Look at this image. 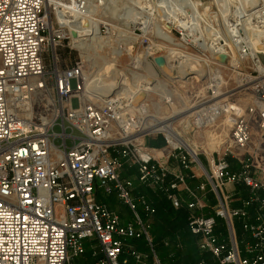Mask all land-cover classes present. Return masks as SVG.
Listing matches in <instances>:
<instances>
[{"label":"built area","instance_id":"2783aa9c","mask_svg":"<svg viewBox=\"0 0 264 264\" xmlns=\"http://www.w3.org/2000/svg\"><path fill=\"white\" fill-rule=\"evenodd\" d=\"M255 22L264 25V9ZM72 31L58 13L54 22L46 0H0V264H72L85 256L87 240L96 242L90 264H130L129 255L142 262L147 254L128 244L134 238L146 241L152 264H176L160 258L142 217L143 212L153 215L155 207L144 195H135L133 182L122 176L126 165L135 168L140 184L166 196L175 208L188 209V229L198 237L199 249L214 259L197 264H264L261 72L254 65L243 68L241 83H248L253 93L246 108L225 96L207 101L225 88L210 78L207 103L185 114L183 125L197 131L223 121L231 129L234 148L244 152L240 156L228 148L239 169L225 151L212 157L206 170L182 134L143 129L150 98L134 103L117 91L109 97L88 92L86 79L93 71L87 61L67 58L77 50ZM249 43H240L244 54ZM58 46L69 50L67 57L59 55ZM150 56L156 66L157 55ZM213 59L212 66L221 70V62ZM130 63L128 76L123 75L127 83L139 70L136 62ZM122 77L117 81L121 86L126 83ZM150 92L163 98L160 104L171 105L175 98L169 90ZM74 98L78 106H73ZM254 125L261 132L260 143L253 140ZM153 132L165 136L166 146L147 145L145 138ZM186 172L205 180L193 189ZM235 187H243L244 193ZM96 188L116 192L132 219L125 221L98 202ZM208 192L217 200L213 207L207 203ZM207 207L213 212H197Z\"/></svg>","mask_w":264,"mask_h":264},{"label":"rangeland","instance_id":"374dc122","mask_svg":"<svg viewBox=\"0 0 264 264\" xmlns=\"http://www.w3.org/2000/svg\"><path fill=\"white\" fill-rule=\"evenodd\" d=\"M88 1L89 2H87L86 10L84 11L86 14L84 17L86 18L84 22L86 23V25L91 26V18L97 21V24H99L100 26V34L103 36L104 42L107 45L102 44V42H95L88 49V53L86 56L82 55L79 50H72V53L69 55V57H67L69 54V50L64 46H58L57 50L59 55H63L64 58L67 57L71 60H74L75 58L78 59V57H83V59L87 61L89 70H92L94 72L100 69V67L104 63V60L115 57L113 56L115 55L114 53H116L114 52V50H125L122 53V56L118 57L117 59L120 67L122 69H126L127 65L132 61L131 57L133 58V56H137L138 54L144 52L143 48L145 47V45L149 44V48L151 49L150 51L155 55L167 53L169 51V48L173 46L174 48L185 50L188 53L190 51V53H192V55L197 58V62L202 66V69L208 70V73H210V69H212V71L216 69L208 61V59H210V52L207 48H205V46L207 44H216L217 41H221L222 43H224L226 38L229 39V42H231L229 34H227V31H225V26L227 24L226 20H229L230 22H232V20L234 21L235 19H237L236 17L241 9H243L245 6H252V3L254 2V0H250V2L249 0H192L199 4L193 5L190 0H143L142 2H137L138 0ZM65 4L71 6L72 9L73 5L70 0H53V2L49 6H47V11L51 13L54 22L56 21L57 13L58 15H60V11L63 10V5ZM196 6L198 7L196 8ZM224 9L228 10V13L226 15H224L223 13ZM241 26L242 25H239V27ZM165 33L170 35L168 38H166V40L163 39V35ZM251 33L252 30L247 29L246 27V29H244V34H246V36L241 33L242 37L239 38H242L244 40L249 39V34ZM253 36H255V34H253ZM63 44L65 45L67 43L65 42ZM127 48H130V50H126ZM235 53L237 54L236 51ZM246 53L248 56H251V49L247 48ZM258 55L262 63L264 64V50H259ZM148 58L152 61L151 56H149ZM248 65H253L250 59H245V63L231 65L228 68L222 67V69L220 70L221 74L218 73V75H222L226 79L227 83L225 84L224 88V90L226 91H222L224 92V94L220 97H228L232 93L238 91V89H235L237 86L238 76L242 72H244L243 68L247 67ZM156 69L158 68L156 67ZM174 72L175 74H177L176 71ZM229 73H231V77H228ZM160 75L161 77H163L162 73H160ZM190 76H194V74H190L189 77ZM163 78H165V76ZM206 79L207 76L204 75L200 79L191 78L189 82L184 85H181L179 83L172 84V88L176 93L174 94V100L171 102L177 104L179 109L182 110L181 112L185 111V113L203 106L209 94L207 92V82L205 81ZM260 79H264V77L262 76L260 77ZM126 86L129 87L131 86V84L129 83ZM150 96L154 101L161 103L158 95H156L155 93H150ZM252 97L253 93L249 89L236 93L234 96L230 97L229 100L241 104L244 108H246L250 103ZM199 103L201 105H198ZM72 104L73 106H78V99L74 98L72 100ZM161 105H165L162 108V112L166 113L164 116H169L170 114H172L173 108L170 104L167 103ZM190 105H194V107L189 110L186 109ZM159 116L163 115L159 114ZM175 127L176 132L182 134L183 137L195 149L198 154L197 157L199 158L201 163H203L206 170L210 169L209 161L212 159V157H217L218 153L220 155H226L228 153L227 157L239 165L238 160L232 158V155L228 152L229 146L237 154L238 149H235L232 143L231 129L229 127H226V124H223V121H221V123L215 127L207 128L202 131L188 129L183 125V123L177 124ZM226 128L228 129V131ZM252 133L253 140L257 143H260L261 132L256 125L253 126ZM160 137H162L165 141L163 146L152 147L161 148L166 146L167 144L165 136L161 133L153 132L145 138V141L147 143V140L149 138H159L160 140H162ZM56 143L58 144L59 142L57 141ZM225 151H227V153ZM243 154L244 152L241 151V154L238 155L241 156ZM196 165L197 161L192 162L193 167H195ZM197 170L199 173L201 171L205 173L204 169L200 170L197 167ZM122 176L126 180H130L133 182V189H136L135 192L142 189V187H140L138 174L135 168L126 165L122 169ZM202 177H204V175H202ZM146 188L149 191H153L151 187ZM226 190L229 191L230 189L226 188ZM139 195H144L149 200L146 194ZM98 200L107 203L110 208L120 214L125 221H128L132 218L128 206L124 204V202L118 197L116 192L107 193L104 189L100 188L98 192ZM216 202V198L212 197L209 204L213 207L215 206ZM217 220L219 223L223 222V219L219 217L217 218ZM154 221V226L156 228L157 225L160 226V231H158L157 235H161L162 239L164 236H169L168 233L170 232V229L166 225V220H158V218H155ZM167 241L169 242L165 244L163 241L162 245L164 248H162V250L173 251L172 247L174 242H172L171 239H168ZM181 245L182 243L180 244V246ZM176 246L179 247L177 243ZM86 247L87 253L88 255H90L92 252V247L89 242H87ZM182 247V264H186L190 261H187L188 257L186 254L187 250L185 246ZM148 252L149 251L147 248L143 249L141 253L147 254V256H142V262H137L135 260V264H152ZM83 260H85L83 259V257L74 258L72 260V264H84Z\"/></svg>","mask_w":264,"mask_h":264},{"label":"bare ground","instance_id":"6f19581e","mask_svg":"<svg viewBox=\"0 0 264 264\" xmlns=\"http://www.w3.org/2000/svg\"><path fill=\"white\" fill-rule=\"evenodd\" d=\"M70 1L73 5L72 9L71 6L65 4L63 5L64 6L63 10L60 11V15L58 16L60 19L63 18L66 21V26L70 30L77 31L78 33L77 43H75L74 46L77 48V50L80 51L82 55L86 56L88 53V49L93 45V43L95 42L96 43L102 42V44H106V43L104 42L103 36L100 34L101 33L99 28L100 26L99 24H97L98 23L97 21L91 18L90 19V21L92 22L91 26L86 25V23L84 22V20L86 19L84 18L86 15L84 11L86 10L87 6L86 7L83 6L84 8L81 7L82 0H70ZM142 1L143 0H138L137 2H142ZM52 2L53 0H46V5L49 6ZM84 2L85 4H87V2L89 1L84 0ZM190 2L193 5H199L197 2H194L192 0H190ZM197 7L198 6H196V8ZM263 9H264V0H254L252 6L249 7L245 6L243 9H241L238 12V15L236 17L237 19H235L234 21L232 20V22L226 20L227 24L225 26V31H227V34H229L232 43L229 42L228 41L229 39L226 38L224 43H222L221 41L219 42L217 41V43L213 45L207 44L205 48H207L210 52V59H208L209 63L211 64L216 63V60L215 59L212 60V57L217 58L219 53H225L227 56L224 62L218 63L221 67L224 68H228L231 65L245 63V59H250L253 65L261 72V77L262 76L264 77V64L262 63L258 55L259 50H264V25H259L255 22V17L257 16V14H259V16L262 17ZM227 11H228L227 9H224L223 11L224 15L228 13ZM239 25L242 26L239 27ZM246 27L247 29L252 30V33L249 34V39H247L248 41H250L249 45L251 46L250 47L251 56H248L247 54L243 53L242 45L240 44L244 39L239 38L241 37L239 31L243 30L244 32V29H246ZM253 34H255V36H253ZM169 36L170 35L165 33L163 35V39L166 40V38H168ZM149 47H150L149 44L145 45V47L143 48L144 49L143 53L138 54L137 56H133V58L131 57L132 63L136 62L139 66V70L135 71V73L132 72V74H130L132 75L131 83H130L131 86L129 87L126 86L129 83L125 81V77L123 76V75L128 76V74L126 73L127 68L122 69L118 64L117 58L122 56V53L125 51L123 49L120 51L114 50V52L116 53H114L115 55L113 56L115 57L104 60V63L102 64L100 69L94 71L93 73H90V75L87 76L86 85L89 88V90L100 91L105 94L107 93L108 95L111 93H115L117 91L116 93L124 94L125 97H133L134 103H137L146 97L150 98L152 100L151 109L149 113L150 116L147 117L143 122L142 125L143 129L149 132L156 130H164L166 131V133L178 137L179 134L178 132H176L175 126L177 124L183 123L186 114L185 111L181 112L182 110L179 109L178 105L172 102L171 103V106L173 108L172 114H170L169 116H164L166 113L162 112L163 111L162 108L165 105L162 106L159 102H155L150 96L151 93L150 91H154L155 89H162L165 92L169 90L172 93V95H174L176 92L172 88V84L179 83L181 85H184L188 83L191 78L200 79L204 75L207 76L206 80H209L210 78L216 79L218 85L226 84L227 81L222 75L221 76L218 75V73L221 74L219 69H216L214 71L210 69V73H208V70L202 69V66L197 62L198 61L197 58H195L192 55V53H190V51L188 53L185 50L174 48L173 46L169 48V51L167 53L161 54L166 59V65L163 67V69L158 70L154 66L153 62L148 58L152 54V52L150 51L151 49ZM126 50H130V48H127ZM235 51L237 52V54L235 53ZM174 71H176L177 74H175ZM160 73H162L163 77L165 76V78L161 77ZM190 74H194V76L189 77ZM120 77H122V80L126 82L122 86L121 83H117ZM228 77H231V73L228 74ZM135 78H137L139 82H135ZM238 81L239 84L235 88L238 89V91L232 93L228 97H232L238 92L251 89L248 83L247 84L241 83V74L238 76ZM260 81L264 83V79H261ZM116 85H119L118 90L115 89L116 87H118ZM141 90L142 93L138 94V91ZM223 94L224 92L221 91L218 94L219 96H216L215 98L209 97L207 101H213L214 99L222 96ZM160 99L163 100L161 97ZM192 107H194V105L193 106L190 105L186 109L189 110L192 109ZM207 108L208 105H205L204 108L202 109H207ZM159 114L163 116L157 117V115ZM237 152L238 154H241V151L238 150Z\"/></svg>","mask_w":264,"mask_h":264},{"label":"trees","instance_id":"16d2710c","mask_svg":"<svg viewBox=\"0 0 264 264\" xmlns=\"http://www.w3.org/2000/svg\"><path fill=\"white\" fill-rule=\"evenodd\" d=\"M160 138L162 140H160L159 138H156V139L149 138L147 140V145L159 146V147L163 146L165 141L162 137ZM187 181L190 185V180L188 178H187ZM140 187H142V189L137 190L136 192H135L136 189L134 190L135 194L136 195L146 194L147 197L149 198L150 203L155 207V210H156L153 215H147L145 212H143L142 217H143L144 222L149 226V230L154 237L156 250L159 252V256L162 259V261L165 263L182 264L183 262H182L181 251L183 249L182 246H185L187 250L186 254L188 257L187 261H190V262H187L186 264H197L201 259H204L207 262H214V259L210 255V253L203 252L199 249L198 237L192 234L190 230L188 229V212H189L188 209L185 207L177 209L173 206L171 201L166 198V196L155 191L153 188H152L153 191H149L146 188L147 186L143 187V185L140 184ZM99 189L100 188H96L95 190L97 200H98ZM98 202L105 203L99 200ZM108 207L110 208L109 205ZM110 209L113 210L112 208ZM155 218H158V220L159 219L166 220V225L170 229L169 230L170 232L168 233L169 236H164L162 239L161 235H157L158 231H160L159 230L160 226L157 225V228L154 226ZM168 239H171V241L174 242L173 247H172L173 251H169V250L163 251L162 250V248H164L162 245L163 241L165 244ZM176 243L177 244L182 243V245L177 247ZM128 244L131 245L133 249L142 251L143 249L147 248L149 251L146 241L143 238L142 239H136V238L129 239ZM128 258L130 259V264H135L136 261L133 257L129 255Z\"/></svg>","mask_w":264,"mask_h":264},{"label":"crops","instance_id":"0c3cea01","mask_svg":"<svg viewBox=\"0 0 264 264\" xmlns=\"http://www.w3.org/2000/svg\"><path fill=\"white\" fill-rule=\"evenodd\" d=\"M230 162H231L232 167H233L234 169H239V165L236 164L233 160H230ZM187 175H188V179L190 180V186H191L193 189H196L197 186L199 185V183H201L202 181L205 180L204 177H202V178H201V177L191 178L188 172H187ZM235 188H236V187H235ZM237 189H239L241 192L244 193V191H243L244 188H243V187H237ZM183 195L185 196V193H183ZM206 195H207V197H208V202H207V203H208V205H210L209 202H210L211 198L214 197V195H212L211 192H208ZM187 198H188V195H187ZM214 198H215V197H214ZM210 206H211V205H210ZM197 212H199V213H203V214H210V213H212L213 211H212L211 207H207V208H205L204 210H202V211H197ZM87 242H89L91 246L93 245V243L96 244V242H94V241L91 242V241H88V240H87V241H86V245H87ZM83 259H85V260H83V261H84V264H90V263L93 261L92 255H91V254L88 255L87 251H86L85 257H83ZM79 264H83V263H79Z\"/></svg>","mask_w":264,"mask_h":264},{"label":"water","instance_id":"95a60500","mask_svg":"<svg viewBox=\"0 0 264 264\" xmlns=\"http://www.w3.org/2000/svg\"><path fill=\"white\" fill-rule=\"evenodd\" d=\"M72 35L74 37H77L78 33L77 31H72ZM227 56L225 53H219V55L217 56V59L220 61V62H224L226 60ZM154 63L155 65L157 66V68L159 70L163 69V67L166 65V59L163 55H157L154 57ZM89 93H92V94H98V95H102L100 94L99 92H96V91H92V90H88ZM113 93L109 94V95H106L107 97L111 96ZM104 96V95H103Z\"/></svg>","mask_w":264,"mask_h":264}]
</instances>
